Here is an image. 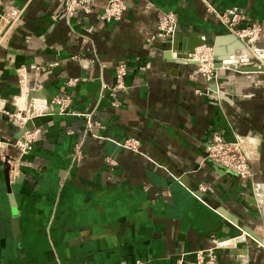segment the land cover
<instances>
[{
    "label": "crops",
    "instance_id": "obj_1",
    "mask_svg": "<svg viewBox=\"0 0 264 264\" xmlns=\"http://www.w3.org/2000/svg\"><path fill=\"white\" fill-rule=\"evenodd\" d=\"M13 1L25 5L0 33V98L11 111L32 92L57 111L25 153L14 144L20 128L0 111V264H190L215 240L228 243L217 264H264L253 235L264 238V70L227 64L207 78L195 59L175 56L172 39L152 38L172 11L174 36L214 40L258 24L254 46L263 48L264 0H124L112 20L99 18L107 0L71 17L64 0ZM228 9L240 14L232 27L215 13ZM220 43L233 52L225 63L256 61L233 39ZM55 95L70 97L63 111ZM213 131L241 138L250 178L205 157ZM130 136L139 151L117 144ZM1 154L19 166L13 180Z\"/></svg>",
    "mask_w": 264,
    "mask_h": 264
},
{
    "label": "built area",
    "instance_id": "obj_2",
    "mask_svg": "<svg viewBox=\"0 0 264 264\" xmlns=\"http://www.w3.org/2000/svg\"><path fill=\"white\" fill-rule=\"evenodd\" d=\"M93 0H64L61 13L65 16H73L77 11L88 13L92 9ZM25 2L21 5L16 4L13 0H8L1 3L0 6V33L11 27L17 22L24 10ZM125 9L124 0H107L101 11L99 12V18L103 20L119 19ZM226 11V12H225ZM225 11H215L218 16H221L223 20H226L232 27L234 23L240 20V14L235 9H228ZM56 17V15H53ZM176 17L174 12L166 11L162 14L158 21L157 29L152 35L153 39H167L170 40L176 29ZM260 32V26L258 24L247 25L243 28L234 30L236 36L245 44L246 48H249L251 53L259 60L254 64L259 65L263 62L264 47L257 48L254 46ZM196 61V70L200 74L207 78H213L216 75L217 67L213 64V53L209 46L201 45L198 49L192 53L191 56ZM244 61L249 60V56L244 54L242 57ZM126 73V66L124 63H119L116 68V87L122 86V79ZM77 78H70L68 83H74ZM209 87H205V91L208 92ZM25 99V96H24ZM38 98H33L30 101L25 100L27 103L24 108H20L15 104V108L9 111L5 108L4 99L0 98V111L5 113L9 120L17 127H22L28 119L34 116L49 112L48 103L45 100L42 102L37 101ZM41 100V99H40ZM51 103L57 102L59 104V111H63L70 104V97L68 95L58 96L55 95L51 100ZM36 103L39 105L37 106ZM93 123L102 126L99 122L87 121L88 127ZM40 130L38 126L26 129L23 133L14 141V144L18 147L21 153H25L30 150L33 143L39 138ZM118 145L139 151V140L136 137L130 136L122 140L116 141ZM205 157L217 162L224 167L228 168L232 172L238 174L243 178H250L253 174L251 165V154L243 146L241 138L235 136L234 139H225L219 132L213 131L208 136L205 145ZM81 153L79 146L75 147V158H80ZM1 158L8 165V176L10 180H13L19 172V166L14 157L7 154H1ZM112 161V160H111ZM201 190L205 189V186L200 185ZM198 197V195H196ZM227 240H215L213 246L207 248H201L194 251V258L190 264H217L216 249L218 247L226 246ZM84 264V263H82ZM120 264H139V261Z\"/></svg>",
    "mask_w": 264,
    "mask_h": 264
},
{
    "label": "water",
    "instance_id": "obj_3",
    "mask_svg": "<svg viewBox=\"0 0 264 264\" xmlns=\"http://www.w3.org/2000/svg\"><path fill=\"white\" fill-rule=\"evenodd\" d=\"M245 26H235L233 29L237 30L240 28H243ZM175 34V31H174ZM172 36V42H171V48L176 50V54L175 56L177 57H182V58H186L187 60H192L193 58L192 53L195 51L196 47L201 46V45H205V46H209L212 49V53H213V64L215 67H221L225 64V59L227 58L228 55L232 54V49L229 48L228 50H224L221 47V40L223 39H228L231 38L234 40L233 45L235 46V48H245V44L236 36V34L234 32L231 31L230 34L227 35H220L217 38H215L214 40H210L208 38L196 35V36ZM170 39V40H171ZM264 62V59H263ZM232 64V63H230ZM228 64V65H230ZM237 66V68H240L242 70H264V63H261L259 65L256 64H251V65H243L240 66L239 63L234 64ZM32 92H28L26 95V99L27 101L31 100L32 97ZM57 110H52L37 116L32 117L31 119H28L25 124L20 127L19 129V134H22L23 131H25L26 129L32 128L34 126H39V123L41 122V120H43L44 118L48 117L49 115L55 113ZM261 192L264 195V182L261 185ZM222 210V209H221ZM223 211V210H222ZM224 214H226L227 216H229L231 219H233V221L238 222V220H236L232 215L227 214L225 211H223ZM256 240H258L259 242L264 244V238L262 236H259L257 234H254Z\"/></svg>",
    "mask_w": 264,
    "mask_h": 264
},
{
    "label": "bare ground",
    "instance_id": "obj_4",
    "mask_svg": "<svg viewBox=\"0 0 264 264\" xmlns=\"http://www.w3.org/2000/svg\"><path fill=\"white\" fill-rule=\"evenodd\" d=\"M243 49H244V48H243ZM245 49H246V48H245ZM261 56L263 57L264 55L261 54ZM262 59H264V58H262ZM230 63H232V64H236V63H239V62L234 61V62H228V63H225V64H230ZM37 101L42 102V101H40V100H37ZM16 103H17V106L20 107V108H24V107H25V104H26L27 102H26L25 99H24V94H23V95H20V96L17 97V101H16ZM27 104H28V103H27ZM36 105L38 106L39 104L36 103Z\"/></svg>",
    "mask_w": 264,
    "mask_h": 264
},
{
    "label": "rangeland",
    "instance_id": "obj_5",
    "mask_svg": "<svg viewBox=\"0 0 264 264\" xmlns=\"http://www.w3.org/2000/svg\"><path fill=\"white\" fill-rule=\"evenodd\" d=\"M208 9H209V7H208ZM224 11H225V10H224ZM225 12H226V11H225ZM251 54H252V53H251ZM243 56H244V54H243ZM252 56L254 57V59H256V61H255L254 63L259 62V60L255 57V55L252 54ZM252 61H253V60H251V62H252ZM240 62L243 63V65H247L248 62L250 63L249 60L244 61L242 57H241ZM250 65H251V64H250Z\"/></svg>",
    "mask_w": 264,
    "mask_h": 264
}]
</instances>
